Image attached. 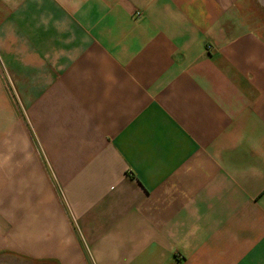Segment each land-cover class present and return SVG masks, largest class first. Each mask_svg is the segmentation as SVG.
<instances>
[{
  "label": "crops",
  "instance_id": "1",
  "mask_svg": "<svg viewBox=\"0 0 264 264\" xmlns=\"http://www.w3.org/2000/svg\"><path fill=\"white\" fill-rule=\"evenodd\" d=\"M248 1L0 0V264H264Z\"/></svg>",
  "mask_w": 264,
  "mask_h": 264
},
{
  "label": "rangeland",
  "instance_id": "2",
  "mask_svg": "<svg viewBox=\"0 0 264 264\" xmlns=\"http://www.w3.org/2000/svg\"><path fill=\"white\" fill-rule=\"evenodd\" d=\"M248 19L254 21L255 28L264 22V3L261 0H249L246 9Z\"/></svg>",
  "mask_w": 264,
  "mask_h": 264
},
{
  "label": "bare ground",
  "instance_id": "3",
  "mask_svg": "<svg viewBox=\"0 0 264 264\" xmlns=\"http://www.w3.org/2000/svg\"><path fill=\"white\" fill-rule=\"evenodd\" d=\"M262 3H264V0H261Z\"/></svg>",
  "mask_w": 264,
  "mask_h": 264
},
{
  "label": "built area",
  "instance_id": "4",
  "mask_svg": "<svg viewBox=\"0 0 264 264\" xmlns=\"http://www.w3.org/2000/svg\"><path fill=\"white\" fill-rule=\"evenodd\" d=\"M136 15H139V13H137Z\"/></svg>",
  "mask_w": 264,
  "mask_h": 264
}]
</instances>
